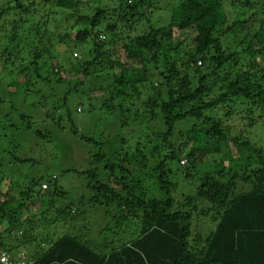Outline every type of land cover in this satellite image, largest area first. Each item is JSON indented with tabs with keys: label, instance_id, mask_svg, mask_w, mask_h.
<instances>
[{
	"label": "trees",
	"instance_id": "obj_1",
	"mask_svg": "<svg viewBox=\"0 0 264 264\" xmlns=\"http://www.w3.org/2000/svg\"><path fill=\"white\" fill-rule=\"evenodd\" d=\"M35 1L32 0L29 5H25L22 0H6L4 3L0 1V18L4 14L20 10H25L28 14ZM229 1L230 6L227 5ZM242 1L178 0L176 11L167 26L151 27L150 32L135 38L127 37V41H122L120 49L127 58L126 62L120 61L117 56L113 58L112 52L106 50L108 43L101 41L100 37L108 33L113 36L112 40L119 38V31L122 34L126 27L131 30L133 22L139 17L150 23L154 13L147 12L145 8H156L155 0H122L117 22L113 21V16H109L111 13L116 14L115 9L110 13L102 8V0L93 2L97 12L91 19L85 20L89 23V28L79 31L75 36L76 42L89 40L92 43L90 55L93 56V60L86 62L84 68L77 70V85L90 75L87 67L104 66L105 80L99 82L101 88L93 90L94 93H102L99 95L101 99L96 100L104 102L99 108L100 121L97 125L102 119L109 125L118 122L121 124L119 129H113L119 141L116 143L118 147L112 149V152H108L102 141L81 135L82 140L93 146L103 145L93 159L96 169L89 176V190L92 192L89 204L106 208L117 205L119 212L110 214L115 216L106 214L111 220L110 229L107 228L110 233L121 227L125 221H138L143 230L137 240L121 247L119 251L118 248H110L105 241L107 243L101 250L98 248V252L94 247L95 242L79 236L78 233H67L58 241L42 239V242H50L52 245L33 264H264V152L249 146L253 153L248 155L247 151L250 149L244 144L239 148L236 160L226 156L229 144L226 133L229 128L224 119L241 115L243 109L245 113L248 111L250 126H254L257 118H264V0ZM68 2L71 7L79 5L77 1ZM57 5L64 7L61 2ZM247 6L249 8L246 10ZM108 16L113 22L102 31L100 27ZM256 18L257 21L254 22ZM159 21L163 22V19ZM119 22L124 24L123 27ZM256 23L258 26L254 27ZM223 34L233 35L244 54L249 56L248 62L239 61L240 53L224 49L221 41ZM39 35L40 40H44L43 34L39 32ZM0 42L5 44L1 54H6L7 50L14 48L12 46L17 48L16 46L22 45L21 36L16 32L1 37ZM14 52L19 51L14 49L11 53L15 54ZM19 53L15 54L16 59L7 53L8 59L3 63L4 68L0 72V75L7 73L10 77L7 84L0 80V126H4L2 129L11 134L19 130V125L11 120L18 111L15 106L21 98L16 95L18 89L12 76ZM35 54L36 60L32 66L37 78H41L46 85L52 79L64 81L65 77L63 74L59 75L60 71H48L47 77L52 75V79L41 76L40 70L43 67L38 60L46 55L38 54V51ZM197 63H201V66L198 67ZM151 67L160 76V84L157 83V92L149 93L148 101L144 102L145 105L143 103L146 106L145 113H139L135 109L136 98L141 94L140 85L148 81ZM21 70L20 74L23 73ZM34 85L41 86L37 82L31 86ZM26 88L27 92L23 96L25 98L31 94L29 86ZM215 91H219L217 96ZM39 98L38 102L45 106L46 96ZM66 102V98L61 102L62 108L68 107ZM60 105L57 110H61ZM226 105L227 112L222 108ZM19 118L26 120L23 114ZM125 118L139 128V134L133 133L129 139L124 138L120 130L127 124L123 121ZM180 125H183V130H178ZM187 129V137L194 141V145L186 155L191 165L183 170L191 180H196L195 171L201 174L200 177L197 176L200 185L196 193L191 195L189 203L199 201L207 204L208 208L200 212L199 216L213 215L212 221L216 224L203 246L196 251L191 249L189 241L193 217L176 210L177 200L173 196L175 184L168 181L171 173L168 163H179L184 153L181 145L173 142V139L185 136ZM131 131L127 130L128 133ZM73 134L80 137L76 131ZM9 138L7 134L0 135V150L8 153L15 163L21 164L25 160L15 155L20 146L6 147L11 144ZM124 146H128L131 151H127ZM151 157L159 160V168L155 171L160 173L158 184L161 196L148 201L146 197L150 192L144 190L141 185L143 179L138 173L135 174L132 165L140 163V169H149ZM232 160L237 163L239 160L244 162H241V167L236 168L239 171L235 173L234 170L228 171V166L225 165L226 162L232 163ZM99 166H103L107 174L104 183L100 179ZM47 179H50L48 182L51 187L48 185L41 190L44 200L47 195L52 196L51 190L60 197L67 194L63 189L59 190L61 186L57 177H47L46 181ZM38 187L36 181L25 187L20 186V196L24 199L22 203L17 202L15 197L10 198L7 192V199L0 205V225H8L4 233L11 238L15 230L21 231L24 235L23 244L34 242L31 241L29 233L38 228L36 222H31L33 220L29 215L25 220L22 219V211L26 210L28 200L40 194L35 192ZM49 187L51 190L48 191ZM51 202L54 203V200ZM46 206L49 209L51 207ZM68 208L56 209L55 220L64 221L63 216ZM194 209L197 211L196 207ZM43 215L45 218V212ZM72 215L68 221L74 224L80 216ZM135 231L138 236V227ZM3 238L0 233V254H9L12 249ZM138 245L147 251L144 259L146 261L141 258L140 261L135 255L140 253L136 251ZM149 257L155 261H149Z\"/></svg>",
	"mask_w": 264,
	"mask_h": 264
},
{
	"label": "rangeland",
	"instance_id": "obj_2",
	"mask_svg": "<svg viewBox=\"0 0 264 264\" xmlns=\"http://www.w3.org/2000/svg\"><path fill=\"white\" fill-rule=\"evenodd\" d=\"M0 1L4 3L6 0ZM22 1L25 5L32 4V0ZM68 1H77L79 5L71 7ZM94 1L96 0H36L35 5L30 8L28 14L25 10H20L11 14H4V17L2 19L0 18V38L10 32L12 34L16 32L21 36L22 42L21 46L18 45L16 46L17 48L12 46L14 48L7 50V53L13 55L14 58L15 54L17 55L20 52L16 64L13 66L14 75L12 76L15 78L18 89L16 95H19L21 98L19 97L20 99L15 106L18 111L13 114L11 119L19 125V130L11 134L3 130L4 126H0V135L7 134L10 137L11 144L6 147L15 148L16 146H20L17 152H15V155L19 159L25 160L21 161V164L15 163L8 153L0 150V162L1 166L3 165V167L0 166V205L7 199V192H9L10 198L15 197L17 202H24V199L20 196L19 187H25L32 181H36V184L39 186L38 189H35V192L37 193L38 191L40 193L31 200H28L26 210L22 211V214H24L22 219L25 220L29 215L30 219L33 220L31 222H36V226L38 227L35 232L32 231L29 233L32 239L31 241L34 242L23 244L22 236L24 235L19 230H15L11 238H9L4 233L8 225L6 223L0 225V233L4 236L3 241L6 239L5 242L12 249L9 251V254L11 260L15 263L33 264L52 245L50 242H42V239L44 241L48 239L58 241L67 233H78L79 236H84L88 240L91 239V242H95L94 247L98 252L107 242L110 248L115 247L119 251L121 247H125L131 241L137 240L143 230L139 224L140 222L125 221L121 227L112 230L113 232L110 233L107 229L111 223L108 216L114 215H110L111 212H119L117 205L115 204L106 208L101 205L89 204L90 193H92L89 190L91 182L89 176L96 169L93 159L100 152V148L103 145L98 147L93 146V144L82 140V136L93 138L98 142L102 141L106 144L108 152H112V149H115L116 146L118 147L116 143L119 141V137L116 136L117 133L113 129H119L121 124L118 122L115 125H109L102 119L99 125H97L100 121L99 108L104 102L97 101L101 99L99 95L102 93H94L93 90L94 88H101L100 83L105 80L106 71H104V66L87 67L90 75L86 77L83 83H78L77 85L79 78L77 70L84 68L86 62L93 60V56L90 55L92 52V43L89 40L76 42L75 36H77L79 31L89 28V23L85 20L91 19L97 12L93 4ZM121 1L102 0V8L110 13L113 9L117 11L116 14L114 13L112 15L111 13L109 15L114 17V22L118 20L117 17L121 11ZM245 1L243 0L242 2ZM60 2L64 4V7L57 5ZM155 3L156 8L152 6H146L145 8L147 12L152 11L154 13L151 16L150 23L139 17L133 22V28L131 30L125 25L126 30L122 34V31H119V36L121 35L119 38L112 40L113 36L108 33L100 37L101 41L108 43L106 50L110 53L112 52L113 58L117 56L120 61H127L126 56L120 49L122 41H127V37L135 38L145 32H150L151 27L158 28L161 26L162 28V26L169 24L170 17L176 11L175 7H177L178 0H155ZM256 3L257 1H255ZM230 4L229 1L227 5L230 6ZM259 5L261 6V2ZM248 8L247 6L246 10ZM109 16L100 27L102 31L112 21L109 19ZM159 19H163V22L159 21ZM256 21L257 18L254 22ZM119 25L123 27L124 24L119 22ZM257 26L258 23L254 27ZM39 32L43 34L44 40L42 41L40 40ZM221 41L226 51H236L241 54L239 61L241 60L243 63L248 62L249 56L244 54L242 47L239 46L237 40L233 38V35L223 34L221 35ZM3 46H5L4 42H0V51H2ZM14 49L19 52H14L15 54L11 53ZM36 51H38V54L46 55L43 59L38 60L41 63V67H43L40 70L41 76L47 77L49 75L47 74L48 71L53 73L60 71L59 75L63 74V77H65L63 82L52 79L53 76L50 75L47 79L52 80L49 85H46L47 83H43L41 78H37L34 67L32 66V63L36 60ZM7 53H0V72L4 68L3 63L8 59ZM133 65L137 66L135 63ZM197 66L200 67L201 63H197ZM151 68L152 70L149 68V74L147 76L148 81L140 85L141 94L138 97L136 96L135 109L139 113H145L146 106L144 107V105L148 101L149 93H156L158 90L157 83L160 84V76L153 70L154 67ZM21 69L23 70L22 74H20ZM8 78L10 77H8L7 73L0 75V80L4 81V84L9 83ZM35 82L41 86H31ZM27 86H29L31 94L25 98L23 96L27 92ZM96 89L95 91H97ZM214 94L217 96L219 91H215ZM43 95L47 98V101L45 100V106L39 103V97H43ZM65 98L68 101L66 102L68 107L62 108L60 104ZM59 105L61 106V110H57ZM238 105L240 107L242 106V104ZM239 106H235V108ZM227 107V105L223 106V111L225 110L227 112ZM22 114L26 116V120L19 118ZM248 120L251 121L248 111L245 113L244 109L241 115L224 119L229 128V131L226 133V139L229 143L226 156L229 159L234 158L236 160L239 156V148L244 144L248 145L249 149L251 147L264 152V118H257L254 126H250ZM123 121L127 122L125 128L121 127L120 129L123 132L124 138L128 137L129 139L133 133L135 135L139 134V128L136 124L126 118ZM129 129L130 131L132 129L130 133L127 132ZM183 129V125L178 127V130ZM73 131L78 132L80 137H75ZM187 131L189 129L186 130V133L185 131L183 132L185 136L181 135L173 139V142L181 145L184 153L179 163L176 161L168 163V167L171 170L168 181L175 184L173 196L177 200L176 207H178L176 210L179 209L181 212L190 214L193 217L192 235L189 241L191 249L196 251L203 246L207 236L214 231L216 224L212 221L213 215L207 217L199 216L200 212L208 208L207 204L197 201L194 203L195 206L193 202L189 203V199L192 197L191 195L196 193V189L200 185L197 176L200 177L201 174L195 171L196 180H191L186 177L187 173L183 170L191 165L186 155L194 145V141L187 137ZM102 133L103 136L101 135ZM148 133H151V131ZM156 144H159V142ZM124 148L127 151H131L128 146H124ZM8 150L7 148L6 151L8 152ZM251 150L247 151L248 155L253 153ZM166 153L169 154L170 152L167 151ZM241 162L243 160H239L238 163L233 161L230 164L226 162L225 165L228 166V171L234 170L235 173L239 171L236 168L244 164V162L242 164ZM148 165L149 169H140V163L134 164L132 165V170L136 172L135 174L138 173L140 178L143 179L141 185L144 190L150 192L146 197L149 201L154 197H160L161 192L158 184L160 173L159 171H155V169L159 168V160L151 157ZM229 166H234V168ZM180 167L182 169H179ZM99 168L101 170L100 179L104 183L107 174L104 172L103 166H99ZM51 176H53V179L55 177L58 178L59 185L61 186L59 190L63 189L67 192L64 197L54 195L52 192L50 188L51 184L48 182L50 179L46 181V178ZM48 185L50 186L48 191L51 190L52 196L49 197L46 194L47 196L44 200L41 190L45 189L44 186L48 187ZM100 197H102L101 194ZM52 200H54V203L51 202ZM44 201L46 203H43ZM75 204L78 205L75 206ZM46 205H50V209ZM61 207H64V209L69 207L63 216V219L65 218L64 221L55 220L57 218L56 209ZM194 207H196L197 211H195ZM78 210L80 214H78ZM74 211L75 213H72ZM43 212H45V218L43 217ZM72 214L80 216V219H77L76 223H74L75 225L68 221L73 216ZM137 227L139 229L138 236L135 231ZM26 230L29 229L27 228ZM105 241L107 242L105 243ZM136 251L137 253L140 252L139 255L135 254L139 260L140 258L141 260L146 259L147 251L142 246L138 245ZM149 261L155 260L149 257ZM133 262L138 263V261Z\"/></svg>",
	"mask_w": 264,
	"mask_h": 264
},
{
	"label": "built area",
	"instance_id": "obj_3",
	"mask_svg": "<svg viewBox=\"0 0 264 264\" xmlns=\"http://www.w3.org/2000/svg\"><path fill=\"white\" fill-rule=\"evenodd\" d=\"M46 189L47 187L44 186ZM0 264H24V263H15L13 260H11L10 255L8 253H2L0 254Z\"/></svg>",
	"mask_w": 264,
	"mask_h": 264
},
{
	"label": "clouds",
	"instance_id": "obj_4",
	"mask_svg": "<svg viewBox=\"0 0 264 264\" xmlns=\"http://www.w3.org/2000/svg\"><path fill=\"white\" fill-rule=\"evenodd\" d=\"M10 255V254H9Z\"/></svg>",
	"mask_w": 264,
	"mask_h": 264
}]
</instances>
